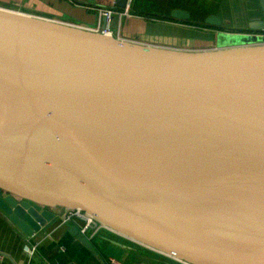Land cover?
Returning a JSON list of instances; mask_svg holds the SVG:
<instances>
[{
  "label": "water",
  "instance_id": "obj_1",
  "mask_svg": "<svg viewBox=\"0 0 264 264\" xmlns=\"http://www.w3.org/2000/svg\"><path fill=\"white\" fill-rule=\"evenodd\" d=\"M0 190L27 236L78 208L185 264H264V44L148 45L0 7Z\"/></svg>",
  "mask_w": 264,
  "mask_h": 264
},
{
  "label": "crops",
  "instance_id": "obj_2",
  "mask_svg": "<svg viewBox=\"0 0 264 264\" xmlns=\"http://www.w3.org/2000/svg\"><path fill=\"white\" fill-rule=\"evenodd\" d=\"M203 1L193 2L194 9L183 0H162L161 4L162 7L171 4L169 10H186L197 21H204L208 15L214 14L221 20L219 28L190 26L183 20L147 17L146 12L141 11L145 3L127 0L130 15L124 19L120 37L148 45L196 50L246 45L254 40L256 32L249 30L248 24L253 18L264 17L259 0H217L216 5L213 2L209 4L210 8H207V0ZM112 4L117 5L115 0H0L1 8L88 30L96 28V8ZM184 5L186 8L182 7ZM152 11L149 13H155ZM226 38L238 40L224 43ZM0 196H5V193H0ZM50 211L53 216L45 225L27 236L0 210L1 264H109L111 260L115 264L147 261L154 262L152 264H185L168 256L152 255L144 250L146 247L105 228L95 233L90 230L83 235L95 250L94 254L69 232L75 226L80 233L81 221L63 223L61 208H51ZM27 240L37 243V254L29 256L23 251Z\"/></svg>",
  "mask_w": 264,
  "mask_h": 264
},
{
  "label": "built area",
  "instance_id": "obj_3",
  "mask_svg": "<svg viewBox=\"0 0 264 264\" xmlns=\"http://www.w3.org/2000/svg\"><path fill=\"white\" fill-rule=\"evenodd\" d=\"M97 11V23L96 28L92 31L100 32L103 34H109L111 36H116L119 39L120 32L122 29V19L123 17H128L130 15L129 11V3H127L123 8L118 7L115 4L106 7H98ZM103 22V26L101 25ZM254 40L248 45H262L264 44V32L262 33H254ZM246 44V45H247ZM61 221L63 223H68L71 221H81V225L79 226V232L84 235L88 231H92L95 233L100 228L103 227L94 217H90L86 215V212L78 209V208H62L60 214ZM106 229V228H105ZM23 251L29 255L33 256L38 253L37 243H31L28 240L25 242L23 246ZM3 254L0 253V264L1 258ZM109 264H115L113 260L109 262ZM135 264H152L149 262H139Z\"/></svg>",
  "mask_w": 264,
  "mask_h": 264
},
{
  "label": "rangeland",
  "instance_id": "obj_4",
  "mask_svg": "<svg viewBox=\"0 0 264 264\" xmlns=\"http://www.w3.org/2000/svg\"><path fill=\"white\" fill-rule=\"evenodd\" d=\"M142 1V3H145L141 9L142 12H146V13H149L151 10H153L155 13L157 14H167L168 13V10L170 9V7H172V5L170 4L169 5H165L164 7H162V4H161V0H156V2L154 1H151V0H140ZM198 1V0H197ZM216 1L217 0H207V5L209 7L207 8H210V5L212 2L214 3V5H216ZM183 2L188 5L190 8H193L194 9V6H193V2H196V0H183ZM205 3V0L203 1ZM202 2V4H204ZM212 8V7H211ZM152 11V12H153ZM124 19L125 17H123L122 19V27L124 25ZM123 29V28H122ZM235 40H238L237 38H226L224 39V43H228V42H231V41H235ZM224 47V46H223ZM183 48H188V47H183ZM191 48H195V47H191ZM0 193H2V191L0 190ZM6 194V193H5ZM62 209V208H61ZM155 252V251H154ZM155 253H158V252H155ZM159 255L163 256L162 254L158 253ZM167 257V256H165ZM148 262V261H147ZM151 263H154L151 261Z\"/></svg>",
  "mask_w": 264,
  "mask_h": 264
},
{
  "label": "trees",
  "instance_id": "obj_5",
  "mask_svg": "<svg viewBox=\"0 0 264 264\" xmlns=\"http://www.w3.org/2000/svg\"><path fill=\"white\" fill-rule=\"evenodd\" d=\"M151 1H154V2H156V0H151ZM162 1V0H161ZM162 6H163V4H162ZM194 6V5H193ZM182 7H184V8H186V6L184 5V6H182ZM198 8H200L199 6H198ZM170 11L171 10H168V13L167 14H157V13H145V16H149V17H154V18H162V19H168V20H174V19H172V18H170L169 17V15H170ZM194 11V10H193ZM190 16H189V18L190 19H194L195 20V18H194V15H192V14H189ZM180 21H182V20H180ZM188 20H186V24H191V23H188L187 22ZM197 21V20H196ZM204 22V21H203ZM203 22L201 23V24H196V26H205L204 24H203ZM144 250H146L147 252H149L150 254H157V255H159L158 253H155L153 250H151V249H148V248H145ZM161 256V255H160ZM165 256V255H164Z\"/></svg>",
  "mask_w": 264,
  "mask_h": 264
},
{
  "label": "flooded vegetation",
  "instance_id": "obj_6",
  "mask_svg": "<svg viewBox=\"0 0 264 264\" xmlns=\"http://www.w3.org/2000/svg\"><path fill=\"white\" fill-rule=\"evenodd\" d=\"M159 20H164V19H162V18H160ZM165 20H168V19H165ZM186 21V20H185ZM188 23H191V25L190 24H188V25H190V26H196V24H201L203 21H196V20H194V19H188V21H187Z\"/></svg>",
  "mask_w": 264,
  "mask_h": 264
}]
</instances>
